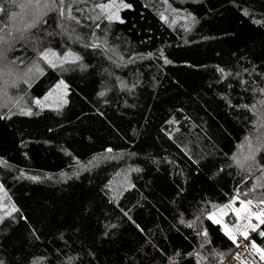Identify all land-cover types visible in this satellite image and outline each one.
<instances>
[{"label":"trees","instance_id":"1","mask_svg":"<svg viewBox=\"0 0 264 264\" xmlns=\"http://www.w3.org/2000/svg\"><path fill=\"white\" fill-rule=\"evenodd\" d=\"M111 1L0 0V262L222 264L211 213L264 200V0H170L187 28L148 0L93 19ZM61 79L66 105L38 109Z\"/></svg>","mask_w":264,"mask_h":264},{"label":"rangeland","instance_id":"2","mask_svg":"<svg viewBox=\"0 0 264 264\" xmlns=\"http://www.w3.org/2000/svg\"><path fill=\"white\" fill-rule=\"evenodd\" d=\"M150 3H155L163 11V18L169 23L171 27L175 26H185L183 28L190 27L192 25L193 19L186 11L174 6L170 0H148ZM130 4L125 1L112 0L109 3H104L101 5L94 6L91 11H93V19L100 21L105 20H116L120 17V11L126 7H129ZM109 17H112L109 19ZM44 53H48V59L46 60L51 66L62 64L65 61L76 60L79 58V54L74 51H68L66 53H61L55 49H49ZM43 53V54H44ZM55 53L56 55H52ZM51 61V63H49ZM68 83L61 79L54 87L42 98H36L34 104L38 109L46 108H62L67 103L69 86ZM39 101V103H37ZM25 112H30L31 109L24 107ZM8 192L2 187L0 189V223L1 220H4L6 217L11 216L15 213L16 207L12 199L10 198ZM238 197V198H237ZM250 199L241 198L240 192L237 193V196L233 200L227 202L226 204L221 205L215 211L211 213V218L214 221L221 223L225 230L235 236L239 233H248V243L250 246L251 254L246 258H239L237 253L234 252L224 264H264V260H261L260 254L252 247V243L255 242L252 238V225H257L258 231L262 224L255 218L253 213H260L264 211V203L261 201H252V204L245 208L241 205L240 201H249ZM264 201V200H262ZM227 206V207H226ZM240 210L239 216L236 214V210ZM229 213H234L236 220L234 222L227 221V216ZM255 244L260 247L256 242ZM261 248V247H260Z\"/></svg>","mask_w":264,"mask_h":264},{"label":"snow or ice","instance_id":"3","mask_svg":"<svg viewBox=\"0 0 264 264\" xmlns=\"http://www.w3.org/2000/svg\"><path fill=\"white\" fill-rule=\"evenodd\" d=\"M0 11H4V9L3 8H0ZM61 15H63V11H61V13H60ZM112 17H109V19H111ZM28 27L29 28H32V27H35V24H30V25H28ZM0 43H3V41L2 40H0ZM48 53H44L43 54V58L45 59V60H47L48 59ZM52 55H56L55 53H52ZM2 57H3V54L2 53H0V59H2ZM49 63H51V61H49ZM53 66H55V65H53ZM37 103H39V101H37ZM28 114H31V113H28ZM254 158V157H253ZM238 198V197H237ZM240 203H241V205H243L245 208H247V206H249V205H251L252 204V201L251 200H249V201H240ZM261 203H264V201H261ZM227 207V206H226ZM236 214L239 216V214H240V210L239 209H237L236 210ZM251 215H255V218L259 221V223L260 224H264V211H261L260 213H253V214H251ZM211 218V217H210ZM218 222V221H217ZM252 229L253 230H256L257 229V225H252ZM261 235H264V232H262V233H260ZM205 235H207V233H205ZM229 235H230V238L233 240V241H235V236H231V234L229 233ZM242 235L244 236V238L245 239H248V233L247 232H244V233H242ZM252 247L253 248H255L256 249V251L260 254V258H261V260H264V248H260V247H258L256 244H255V242H253L252 243ZM0 264H2V262H0Z\"/></svg>","mask_w":264,"mask_h":264},{"label":"built area","instance_id":"4","mask_svg":"<svg viewBox=\"0 0 264 264\" xmlns=\"http://www.w3.org/2000/svg\"><path fill=\"white\" fill-rule=\"evenodd\" d=\"M252 235H253V233H252ZM235 238H236L235 242L237 244L235 252L237 253L239 258H246L248 255L251 254L248 239H245L241 233H238ZM225 261L226 260H223L222 264H224Z\"/></svg>","mask_w":264,"mask_h":264},{"label":"crops","instance_id":"5","mask_svg":"<svg viewBox=\"0 0 264 264\" xmlns=\"http://www.w3.org/2000/svg\"><path fill=\"white\" fill-rule=\"evenodd\" d=\"M68 86V85H67ZM68 101V100H67ZM227 219V218H226ZM228 221V220H227ZM255 231V230H252V232ZM239 233V232H238Z\"/></svg>","mask_w":264,"mask_h":264}]
</instances>
